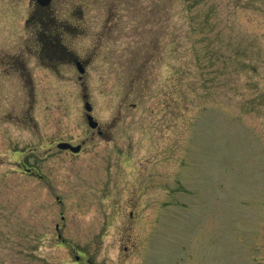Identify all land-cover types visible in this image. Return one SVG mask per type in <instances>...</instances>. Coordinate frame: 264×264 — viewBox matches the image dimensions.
Wrapping results in <instances>:
<instances>
[{"label":"rangeland","instance_id":"rangeland-1","mask_svg":"<svg viewBox=\"0 0 264 264\" xmlns=\"http://www.w3.org/2000/svg\"><path fill=\"white\" fill-rule=\"evenodd\" d=\"M0 264H264V0H0Z\"/></svg>","mask_w":264,"mask_h":264},{"label":"flooded vegetation","instance_id":"flooded-vegetation-1","mask_svg":"<svg viewBox=\"0 0 264 264\" xmlns=\"http://www.w3.org/2000/svg\"><path fill=\"white\" fill-rule=\"evenodd\" d=\"M56 24H57L56 21H54L53 22L54 31L52 33V34H54L53 35L54 36V40L52 39L50 41L49 40L50 37H49L47 39L49 42H47V43L45 41L42 42V44L45 42L43 49H46V54H48L50 57L53 58V60L50 62V65H53V67H46V69L47 68L48 69H52L53 68V70H56L57 66L59 64H64V65L65 64L66 65L70 64V65H73L75 69H76V67L78 65L80 67H84V69H85L86 68V62L82 61L80 59H77V58H73L72 57V51L67 46H65L63 44V42L61 41L63 33L61 31L57 33V29L58 30H60V29H59V27H57ZM53 36L51 35V37H53ZM83 75H79L78 76V80H81ZM96 130H97V134L98 135H102V132L100 130H98V128ZM80 147H81V145H80ZM62 152L70 154V151H62ZM75 261L76 262L79 261V257L78 256L75 257Z\"/></svg>","mask_w":264,"mask_h":264},{"label":"water","instance_id":"water-1","mask_svg":"<svg viewBox=\"0 0 264 264\" xmlns=\"http://www.w3.org/2000/svg\"><path fill=\"white\" fill-rule=\"evenodd\" d=\"M36 3L40 6H48L50 3V0H35ZM78 71L80 73L83 72V69L77 65ZM84 110L86 111V120H87V124L91 129H95L97 127V122L93 120L92 116L89 114L91 112V106L89 105L88 102L84 103ZM57 148L61 149V150H69L73 153H77L80 150V146H71L68 143H59L57 145Z\"/></svg>","mask_w":264,"mask_h":264}]
</instances>
